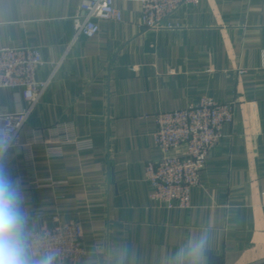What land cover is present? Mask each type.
<instances>
[{
	"label": "crops",
	"instance_id": "crops-1",
	"mask_svg": "<svg viewBox=\"0 0 264 264\" xmlns=\"http://www.w3.org/2000/svg\"><path fill=\"white\" fill-rule=\"evenodd\" d=\"M80 3L0 0V48L39 49V80L61 62L21 143L28 129L70 122L92 144L50 143L44 131L33 145L40 188L30 185L23 146L1 160L26 245L31 230L74 218L87 248L76 264H264V0H200L162 29L140 27V0H116L122 21L100 20L92 38L75 34ZM203 96L235 102L234 120L209 151L190 205L168 208L145 175L161 156L155 116ZM25 105L20 90L0 88L1 112Z\"/></svg>",
	"mask_w": 264,
	"mask_h": 264
},
{
	"label": "built area",
	"instance_id": "built-area-1",
	"mask_svg": "<svg viewBox=\"0 0 264 264\" xmlns=\"http://www.w3.org/2000/svg\"><path fill=\"white\" fill-rule=\"evenodd\" d=\"M116 0H81L73 17L76 36L94 37L100 30V20L122 21V11ZM140 27L144 29L172 28L169 17L181 6L198 4L200 0H140ZM46 64L42 53L34 47L0 48V88L18 89L26 105L14 112L0 111V146L5 154L15 146H23L30 168V185H45L35 173L33 145L44 140L48 129L50 143L72 144L79 149L91 147L90 140H80L72 133L70 122H59L47 129L31 128L27 140L21 143L25 124L55 76L61 62H53V72L45 80L36 77ZM235 116V102H219L203 96L195 104L184 108L163 111L155 116L154 141L161 151L158 159L149 160L145 175L152 186L151 197L168 208H185L190 205L191 190L201 184L202 171L209 151L221 137L224 124ZM182 149V150H181ZM1 162V160H0ZM264 210V192L261 196ZM81 222L70 219L51 227L31 230L28 248L36 258L51 255L52 264H76L87 254Z\"/></svg>",
	"mask_w": 264,
	"mask_h": 264
},
{
	"label": "clouds",
	"instance_id": "clouds-1",
	"mask_svg": "<svg viewBox=\"0 0 264 264\" xmlns=\"http://www.w3.org/2000/svg\"><path fill=\"white\" fill-rule=\"evenodd\" d=\"M6 146H0V160ZM53 257L33 259L23 234L17 188L3 164H0V264H52Z\"/></svg>",
	"mask_w": 264,
	"mask_h": 264
}]
</instances>
